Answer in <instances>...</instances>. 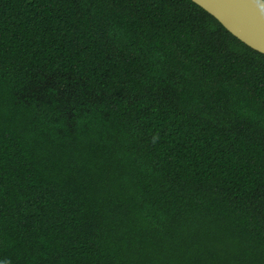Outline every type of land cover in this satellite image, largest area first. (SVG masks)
I'll use <instances>...</instances> for the list:
<instances>
[{"label":"trees","instance_id":"obj_1","mask_svg":"<svg viewBox=\"0 0 264 264\" xmlns=\"http://www.w3.org/2000/svg\"><path fill=\"white\" fill-rule=\"evenodd\" d=\"M0 264H264V54L191 0H0Z\"/></svg>","mask_w":264,"mask_h":264},{"label":"water","instance_id":"obj_2","mask_svg":"<svg viewBox=\"0 0 264 264\" xmlns=\"http://www.w3.org/2000/svg\"><path fill=\"white\" fill-rule=\"evenodd\" d=\"M248 47L264 54V0H191Z\"/></svg>","mask_w":264,"mask_h":264}]
</instances>
